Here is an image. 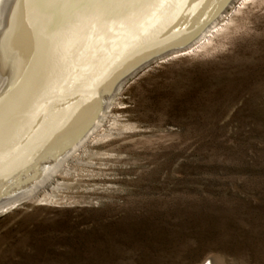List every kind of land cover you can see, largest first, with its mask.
<instances>
[{
  "label": "rangeland",
  "instance_id": "1",
  "mask_svg": "<svg viewBox=\"0 0 264 264\" xmlns=\"http://www.w3.org/2000/svg\"><path fill=\"white\" fill-rule=\"evenodd\" d=\"M246 1L208 46L131 77L110 136L0 210V264H264V0Z\"/></svg>",
  "mask_w": 264,
  "mask_h": 264
},
{
  "label": "water",
  "instance_id": "2",
  "mask_svg": "<svg viewBox=\"0 0 264 264\" xmlns=\"http://www.w3.org/2000/svg\"><path fill=\"white\" fill-rule=\"evenodd\" d=\"M232 1L23 0L24 73L0 111V201L92 123L122 81L193 44Z\"/></svg>",
  "mask_w": 264,
  "mask_h": 264
},
{
  "label": "bare ground",
  "instance_id": "3",
  "mask_svg": "<svg viewBox=\"0 0 264 264\" xmlns=\"http://www.w3.org/2000/svg\"><path fill=\"white\" fill-rule=\"evenodd\" d=\"M13 1L14 0H0V111H2L5 102L4 98L8 99L7 97L10 95L7 96V94L13 93L10 89L20 83L24 73V69L22 68V53L19 52L22 50L20 48V39L18 35L23 29V22L20 17L23 13V9L21 11L23 0H17L16 5L13 4ZM237 1L240 4H244L246 0ZM10 6L11 8L14 7L13 9H15V11L13 13L11 12L9 15ZM231 16L232 14H230L229 11H223V13L211 23V25L195 40L193 44L182 50L165 55L160 59L196 52L208 46L212 38L215 37L219 31L223 30L228 22H230L229 20ZM21 47L22 49L24 48L22 45ZM129 80L130 78L122 81L112 97H110L111 94L104 98V105L98 117L71 140L65 141L57 156L53 159L39 162L36 168L25 173L22 178L24 184L21 187H18L16 183L13 184L14 186L16 185L15 187L17 188L12 189V191L0 201V210L5 207L14 206L18 201L30 199L31 197L33 198V195H36L35 193L38 189L48 188L47 185H50L58 174L67 173L65 170L69 167V164L72 163V160L87 151L88 146L90 147L91 144L107 139L110 136V134L108 135L105 132L104 126L107 125V122H111L108 118L112 113L111 111L114 101ZM109 97L110 99H108ZM4 120L5 119L0 120V126H2ZM116 123L117 122L115 121L111 122L113 126H115ZM5 125L6 123L4 126ZM56 160L58 161L54 163ZM43 171L44 173L42 174ZM26 188L29 189L24 191L21 195L20 193ZM10 198L13 199L9 200ZM202 264L210 263L209 261H204Z\"/></svg>",
  "mask_w": 264,
  "mask_h": 264
}]
</instances>
